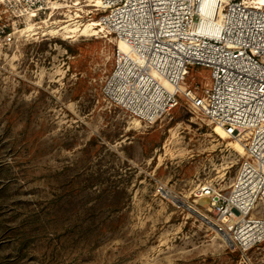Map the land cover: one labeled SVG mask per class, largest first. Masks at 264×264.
<instances>
[{
	"label": "rangeland",
	"instance_id": "374dc122",
	"mask_svg": "<svg viewBox=\"0 0 264 264\" xmlns=\"http://www.w3.org/2000/svg\"><path fill=\"white\" fill-rule=\"evenodd\" d=\"M11 2L0 0L13 32L0 36V264H264V240L231 244L199 192L229 189L245 153L235 138L184 103L155 122L114 104L118 44L85 28L94 3L54 0L30 19ZM204 74L192 66L188 81Z\"/></svg>",
	"mask_w": 264,
	"mask_h": 264
},
{
	"label": "built area",
	"instance_id": "2783aa9c",
	"mask_svg": "<svg viewBox=\"0 0 264 264\" xmlns=\"http://www.w3.org/2000/svg\"><path fill=\"white\" fill-rule=\"evenodd\" d=\"M11 1L16 15L31 19L54 0ZM90 12L117 40L104 89L114 104L155 122L184 103L244 144L229 189L199 192L231 244L248 250L261 243L264 216L254 211L264 203V1L99 0ZM0 36L13 39L2 21ZM192 66L210 70L203 85L188 81Z\"/></svg>",
	"mask_w": 264,
	"mask_h": 264
},
{
	"label": "bare ground",
	"instance_id": "6f19581e",
	"mask_svg": "<svg viewBox=\"0 0 264 264\" xmlns=\"http://www.w3.org/2000/svg\"><path fill=\"white\" fill-rule=\"evenodd\" d=\"M262 1H264V0H262ZM77 2H79V1H77ZM98 2H99V0H89V5H92L93 3H94L93 5H97ZM91 3H92V4H91ZM95 24L100 26V24H99L98 21H92V22H90L89 24H87L85 28H93L92 25H95ZM84 25H85V24H84ZM82 29H83V28H82ZM70 30H71V29H70ZM76 30H77V29H76ZM80 30H81V29H80ZM120 46L123 47V44L120 43ZM213 129H214V131H215L218 135H220V136L223 137V138L231 137V136H229V135L225 132V130H224L222 127H220V126H214ZM231 144H232V146H233L235 149L239 150L241 153H244V152H245L244 144L241 143V142H240L239 140H237L236 138L231 142ZM165 193H166V195L171 196V197H172L173 199H175L176 201L179 199V198H176L175 195L171 194L170 192H168V191H166V190H165ZM183 206L186 207L187 209H189V210L192 211V212H196L197 214L203 216V218H205V219L208 220V217H207L204 213H202L200 210H197V209H196V210H197V211H196L195 209H193L190 205H188V204H186V203H184ZM223 235H224V234H223ZM224 236L228 239L227 235H224ZM228 241H229V239H228Z\"/></svg>",
	"mask_w": 264,
	"mask_h": 264
},
{
	"label": "water",
	"instance_id": "95a60500",
	"mask_svg": "<svg viewBox=\"0 0 264 264\" xmlns=\"http://www.w3.org/2000/svg\"><path fill=\"white\" fill-rule=\"evenodd\" d=\"M176 202H177L178 204H180V205H183V204H184V201L181 200V199H178ZM194 214L197 215L198 217H200L201 219L206 220L205 218H203V216L197 214L196 212H194ZM206 221H207V220H206Z\"/></svg>",
	"mask_w": 264,
	"mask_h": 264
}]
</instances>
